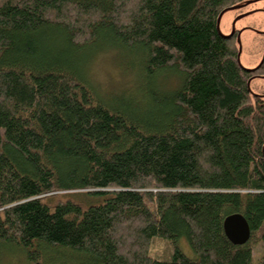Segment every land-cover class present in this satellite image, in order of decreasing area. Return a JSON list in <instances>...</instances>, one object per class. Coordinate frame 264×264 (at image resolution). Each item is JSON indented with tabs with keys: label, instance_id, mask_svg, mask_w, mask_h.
I'll use <instances>...</instances> for the list:
<instances>
[{
	"label": "trees",
	"instance_id": "16d2710c",
	"mask_svg": "<svg viewBox=\"0 0 264 264\" xmlns=\"http://www.w3.org/2000/svg\"><path fill=\"white\" fill-rule=\"evenodd\" d=\"M244 1L0 0V249L26 264H254L259 242L264 264V63L244 68L217 25ZM112 48L140 62L144 95L91 86L83 64ZM166 71L180 79L161 91ZM236 212L240 245L222 226Z\"/></svg>",
	"mask_w": 264,
	"mask_h": 264
},
{
	"label": "rangeland",
	"instance_id": "374dc122",
	"mask_svg": "<svg viewBox=\"0 0 264 264\" xmlns=\"http://www.w3.org/2000/svg\"><path fill=\"white\" fill-rule=\"evenodd\" d=\"M218 29L223 35L233 30L239 31V61L244 68H253L261 63L264 58V0H256L255 3L251 1L244 7L225 10L219 16ZM124 57L126 55L116 48L104 49L92 54L83 64L89 83L101 98L109 99L123 93L138 97L139 93L144 95L145 79L141 74L140 62L134 58L133 63L128 65ZM179 79L178 74L166 71L155 77L154 84L157 89L166 91L173 89ZM255 84L263 85L264 79H255L252 82L253 89ZM175 246L185 256H194L185 238L177 240ZM164 248L163 243L153 242L151 253L156 255ZM259 253L260 243L255 242L252 258L254 264ZM17 254L12 246H3L0 249V264H26L24 258Z\"/></svg>",
	"mask_w": 264,
	"mask_h": 264
},
{
	"label": "water",
	"instance_id": "95a60500",
	"mask_svg": "<svg viewBox=\"0 0 264 264\" xmlns=\"http://www.w3.org/2000/svg\"><path fill=\"white\" fill-rule=\"evenodd\" d=\"M218 20H217V25H218ZM262 153L264 155V145L262 147ZM222 226L226 237L233 244L236 245L244 244L245 242H247V240L250 237L249 224L246 218L239 212L228 214L227 216H225V218L223 219Z\"/></svg>",
	"mask_w": 264,
	"mask_h": 264
},
{
	"label": "flooded vegetation",
	"instance_id": "af4514ba",
	"mask_svg": "<svg viewBox=\"0 0 264 264\" xmlns=\"http://www.w3.org/2000/svg\"><path fill=\"white\" fill-rule=\"evenodd\" d=\"M251 1H252L253 3L256 2V0H246V1H244L243 3H241V5H239V7H244V6L248 5V3L250 4ZM238 33H239L238 30H233L230 34H234V35L236 36V39L238 40V36H239ZM262 63H264V58L262 59V61H261V63H260L259 65H261ZM259 65H258V66H259ZM255 75H256V76H259V77H264V74H255Z\"/></svg>",
	"mask_w": 264,
	"mask_h": 264
},
{
	"label": "bare ground",
	"instance_id": "6f19581e",
	"mask_svg": "<svg viewBox=\"0 0 264 264\" xmlns=\"http://www.w3.org/2000/svg\"><path fill=\"white\" fill-rule=\"evenodd\" d=\"M240 51V50H239ZM238 61H239V57H238ZM239 63H240V61H239Z\"/></svg>",
	"mask_w": 264,
	"mask_h": 264
}]
</instances>
